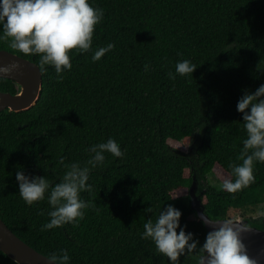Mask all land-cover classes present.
Returning a JSON list of instances; mask_svg holds the SVG:
<instances>
[{"label":"trees","instance_id":"1","mask_svg":"<svg viewBox=\"0 0 264 264\" xmlns=\"http://www.w3.org/2000/svg\"><path fill=\"white\" fill-rule=\"evenodd\" d=\"M94 3L104 14L94 26L91 47L109 40L114 47L96 61L89 51L69 50L71 67L63 79H55L51 65L40 68L35 103L0 111V217L47 256L66 249V264H169L138 233L146 218L155 219L158 208L171 203L180 209L185 231L198 245L203 242L207 230L190 208L192 175L198 191L205 189L202 202L212 219L233 217L234 210L243 215L264 202V162L254 161L255 181L235 193L206 181L214 166L220 167L221 179L230 173V160L239 163L245 130L235 103L242 90L264 82V0ZM0 48L37 64L38 54H24L6 41ZM182 58L196 67L169 79L167 73ZM0 90L15 92V83L0 77ZM108 136L118 141L124 156L105 153L104 161L90 169L92 187L80 195L93 207L77 224L40 230L48 219L47 200L25 204L15 172L44 174L55 183L65 170L59 156L65 164L83 162L90 155L87 145ZM258 219L253 224L264 228ZM178 260L195 262L191 255ZM14 262L0 254V264Z\"/></svg>","mask_w":264,"mask_h":264},{"label":"clouds","instance_id":"2","mask_svg":"<svg viewBox=\"0 0 264 264\" xmlns=\"http://www.w3.org/2000/svg\"><path fill=\"white\" fill-rule=\"evenodd\" d=\"M103 14L104 9L95 5L94 0H0V41H6L8 47L24 54H38L37 64L41 70L51 65L56 73L55 79L60 80L64 71L71 67L69 50L89 51V59L96 61L114 47L110 40L91 47L94 26L102 20ZM196 65L188 58L179 59L174 63V71L167 75L169 79H175L177 75L191 74ZM14 67L15 61L0 64V72L7 73ZM143 68L148 71L149 65L145 63ZM235 108L241 112L245 137L236 154L239 163L230 160V173L220 179L219 187L229 193L238 192L254 182V161L264 162V82L252 91L242 90ZM85 152L90 155L83 162L73 160L65 164L64 156L58 157V163L65 170L55 183L44 174L15 172L17 191L25 204L47 200L49 207L45 214L48 219L40 225V230L64 223H79L85 215L84 210L93 207L92 201L80 195L81 191L92 187L87 182L90 169L104 161L105 153L113 157L124 156L112 136L87 145ZM145 211L151 212L152 209L147 206ZM256 214L264 217V206H258ZM180 215L179 208L171 203L165 204L158 208L155 219L149 216L144 220L143 230L138 233L140 238L150 240L155 252L166 256L169 264H179L180 255H191L196 264H258L247 254L240 238L241 231L250 228L244 220L233 217L217 219L219 225L211 226L198 245L193 233L185 231L184 225L179 223ZM200 219L205 224L217 221L205 214ZM47 258L55 264H66L69 254L64 248L54 249Z\"/></svg>","mask_w":264,"mask_h":264},{"label":"water","instance_id":"3","mask_svg":"<svg viewBox=\"0 0 264 264\" xmlns=\"http://www.w3.org/2000/svg\"><path fill=\"white\" fill-rule=\"evenodd\" d=\"M15 61V67L7 73L0 72V77L9 78L15 83L16 91L0 90V111L7 108L11 111H20L32 106L39 97L42 85V73L38 64L17 53L0 48V64ZM197 179L192 175L188 188L190 208L195 210L197 218L206 215L202 195L205 189H197ZM236 220H244L250 225L247 230H242L240 238L245 244V250L250 257L264 264V228L252 222L253 216H236ZM264 221V217H262ZM212 219V218H210ZM221 219V218H217ZM213 219V220H217ZM243 221H241L242 223ZM208 231L211 226H218L219 221L203 223ZM0 250L18 264H55L47 255L36 250L19 238L0 217ZM196 264V261L193 263Z\"/></svg>","mask_w":264,"mask_h":264},{"label":"rangeland","instance_id":"4","mask_svg":"<svg viewBox=\"0 0 264 264\" xmlns=\"http://www.w3.org/2000/svg\"><path fill=\"white\" fill-rule=\"evenodd\" d=\"M187 151V149L185 150ZM220 175L222 176V171L218 165L214 166L213 174H208L206 176V181L211 185L214 186L215 188H220L219 183H220ZM205 181V183H206ZM258 206H264V202L258 205L254 206H249L243 213V215L240 214L239 210H234L233 217L236 216H258L256 214V209Z\"/></svg>","mask_w":264,"mask_h":264},{"label":"flooded vegetation","instance_id":"5","mask_svg":"<svg viewBox=\"0 0 264 264\" xmlns=\"http://www.w3.org/2000/svg\"><path fill=\"white\" fill-rule=\"evenodd\" d=\"M254 217V220H256V219H258V220H260V221H262L261 223L263 224V226H264V221L262 220L263 218L261 217V216H253ZM261 217V218H260Z\"/></svg>","mask_w":264,"mask_h":264}]
</instances>
